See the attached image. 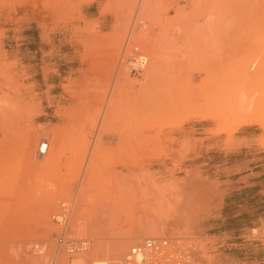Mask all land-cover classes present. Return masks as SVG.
<instances>
[{
	"label": "rangeland",
	"instance_id": "obj_1",
	"mask_svg": "<svg viewBox=\"0 0 264 264\" xmlns=\"http://www.w3.org/2000/svg\"><path fill=\"white\" fill-rule=\"evenodd\" d=\"M86 1L92 0H0V146L20 137L35 166L29 190L10 189L16 177L0 182V208L16 215L32 200L42 203L43 188L49 192L27 237L0 240V264H48L57 229L51 217L62 202L73 204L69 235L89 240L91 249L61 253L56 264L120 260L147 236L191 239L197 264H264V0H114L119 26L110 51L79 62ZM91 22L89 35H107L93 29L97 19ZM132 46L147 58L134 76L122 60ZM148 83L160 100L137 105ZM131 94L136 103L127 101ZM127 130L140 136L126 156L130 184L105 192L109 219L93 220L98 229L91 230L88 214L97 212L101 192L78 189L91 143L83 144L63 189L53 180L42 184L43 156L57 152L58 136ZM42 140L49 147L40 156ZM34 243L46 244L47 255H37Z\"/></svg>",
	"mask_w": 264,
	"mask_h": 264
},
{
	"label": "crops",
	"instance_id": "obj_2",
	"mask_svg": "<svg viewBox=\"0 0 264 264\" xmlns=\"http://www.w3.org/2000/svg\"><path fill=\"white\" fill-rule=\"evenodd\" d=\"M117 4L118 2L114 0H100L99 3L96 0H92L81 3L80 13L82 22L79 25L85 30L83 33L85 39L77 42L78 47L76 51L79 62L88 61V58L86 59V55L88 54H97L99 57H104L110 51L111 43L109 36L113 35V31L119 26L117 15L120 8L116 6ZM102 9H104L103 12ZM95 19L98 20V23L93 29H98L100 32L107 34L106 36L93 37L88 34L87 31L90 29L91 21ZM105 19H109V22L104 26ZM16 45L19 44L16 43ZM64 54L67 53L65 52ZM150 77L151 75L149 74L147 78L150 79ZM96 138V135L58 136V140H56L58 143L57 152L50 154L48 157L44 155L43 160L45 163L38 171V175L43 180L42 184L45 181L53 180L58 189L66 188L68 174L71 173L70 170L79 166L78 155L82 153L83 144L91 143L88 147L87 157L78 181V188H85L81 189L83 192L90 190L101 192L97 193L94 200L97 212L92 211L88 214L87 222L91 230L98 229L93 224V220L100 219L101 217H103L101 219L107 220L110 213L109 208L112 207V204L107 200L108 197L105 192L111 188L115 190L128 188L130 184V166L127 165L129 159L127 160L128 157L126 156H129L131 149H136L131 145V143H135L131 141L135 137L129 135H99V140ZM10 139L3 141L9 145L0 146V182L3 183L4 178L7 177L11 179L16 177V181L7 183L11 185L10 189L29 190L30 183L28 180L33 175L31 173L35 171V166L27 160L25 152L22 151L24 140L18 136H12ZM124 139L127 140L124 141ZM93 145H96L94 147H97V149H94ZM92 147L97 151H92ZM94 152L95 154L97 153V156L99 154L97 159H95ZM86 165H89L87 166L89 170ZM94 165L95 167L93 168L92 166ZM43 190L42 203H36L35 200H32L26 206H23L21 210H18L16 215L13 213L12 208L2 207L1 205V241L23 239L29 235L31 230L33 231L35 211L46 210L45 200L48 198L49 192L46 188H43ZM6 248V243L2 244V254H7Z\"/></svg>",
	"mask_w": 264,
	"mask_h": 264
},
{
	"label": "built area",
	"instance_id": "obj_3",
	"mask_svg": "<svg viewBox=\"0 0 264 264\" xmlns=\"http://www.w3.org/2000/svg\"><path fill=\"white\" fill-rule=\"evenodd\" d=\"M123 59L127 63L129 72L133 75H138L147 63L145 54L138 46H132L131 50L124 48ZM48 147L47 140L40 141L37 148L38 155L46 154ZM72 210V203L62 202L60 211L51 217L57 229L53 240V251L48 255V264H56L60 252L68 254L69 257H76L91 249L89 240L69 235ZM32 249L37 255H47L44 243H34ZM199 253L197 244L188 238L147 236L133 242L120 260L98 258L91 261L90 264H197ZM75 264L80 263L76 262Z\"/></svg>",
	"mask_w": 264,
	"mask_h": 264
},
{
	"label": "bare ground",
	"instance_id": "obj_4",
	"mask_svg": "<svg viewBox=\"0 0 264 264\" xmlns=\"http://www.w3.org/2000/svg\"><path fill=\"white\" fill-rule=\"evenodd\" d=\"M141 2H142V1H141ZM139 3H140V2H139ZM140 4H141V5L138 7V8H139V11L141 10V12H142V11L144 12V5H145V4H144V1H143V3H140ZM261 8H262V7H261ZM139 21H140V20H139ZM139 23H140V22H139ZM141 23H142V21H141ZM130 24H131V23H130ZM142 24H143V23H142ZM132 25H133V24H132ZM131 27H132V26H131ZM132 28H133V27H132ZM130 35H131V34H130ZM125 43H126V41H125ZM127 43H128V41H127ZM124 45H125V44H124ZM124 45H123V46H124ZM125 46L127 47V45H125ZM125 46H124V47H125ZM119 58H120V57H119ZM142 70H143V69H142ZM147 73H148V74H147ZM147 73H146L147 75L145 76L146 78L149 76V72H147ZM130 75H131V76H134L132 73H130ZM150 78L152 79V77H150ZM147 80L149 81L150 79L147 78L146 81H147ZM115 81H116V80H115ZM146 81H144V84H145ZM155 81H157V80H155ZM150 82H151V81H150ZM150 82H149V83H150ZM149 83H148L147 85H143V87H142V88H143L142 90H146V91H144L145 93H142V92H141V95H142V94L144 95V96H142V98H139V97H140V94H139V93H138L139 95L136 94V93L134 94V95H136V96L138 95L137 97H135L133 94H131L130 96H128V100H127V101H129V104H130V103L133 104L132 101L134 100V97H135V99L137 100V103H138L137 105L141 104L142 102H143L142 104H144V103H145V104H147V103H150V104H151V101L154 100L155 98H158V99L160 100V98H159L160 96L158 95V93H156V94H157L159 97H158V96H157V97L155 96V92L152 91V90H153L152 87H151V89H152L151 91L148 90V88H149ZM151 83H152V82H151ZM151 83H150V84H151ZM161 83H162V82H161ZM128 84H129V83H128ZM160 85H161V84H160ZM144 86H145V87H144ZM144 88H145V89H144ZM155 91L157 92L158 90H155ZM159 91H160V90H159ZM114 92H115V91H114ZM120 92H121V91H120ZM153 93H154V95H153ZM114 94H115V96H114ZM114 94H113V96H112V99H115L114 97H116V96L118 95V93H117V95H116V93H114ZM119 95H120V94H119ZM132 95H133V99L131 98ZM153 96H155V98H154ZM172 97H173V96H172ZM172 97H171V99L174 100V98H172ZM130 98H131V102H130ZM137 98H139V99H141V100L139 101ZM161 98H162V97H161ZM186 98H187V96H186ZM167 99H169V98H165V100H164V98H162V100H164V101H166ZM187 99H188V98H187ZM187 99H186V100H187ZM159 100H155L154 102H157V101H159ZM179 100H180V99H179ZM111 101H112V102H111V104H112V105H111L112 108H113V107H116V106H113V105L116 104V103L113 104L114 100H111ZM124 101H125V100H124ZM164 101H163V102H164ZM187 101H188V100H187ZM154 102H152V103H154ZM159 102H160V101H159ZM185 102H186V101L184 100V103H185ZM188 102H189V101H188ZM134 103H136L135 100H134ZM116 105H117V104H116ZM119 105H120V104H119ZM126 106H128V105L126 104ZM105 108H106V107H105ZM107 108H108V109H107L106 111L108 112V111H109V107H108V105H107ZM127 108H129V109H128V112H130V113L132 112V113H133V110L130 111V110H131L130 107H127ZM114 110H115V109H114ZM118 110H120V109L118 108ZM122 110H123V109H122ZM125 111H126V110H125ZM107 112H106V113H107ZM117 112L119 113V111H117ZM205 112H206V111H205ZM108 113H109V112H108ZM120 113H121V112H120ZM134 113H135V116L133 115V118H135V117L138 115V114L136 113V111H134ZM206 113H207V112H206ZM206 113L204 114L205 116H206ZM126 114H129V113H126ZM108 115H111V114H108ZM119 115H121V114H119ZM113 116H114V115H113ZM124 117H125V116H124ZM102 118H103V117H102ZM112 118H113V117H112ZM112 118H111V119H112ZM113 121H114V120H113ZM101 124H102V123H101ZM103 125H104V124H102V126H103ZM99 126H100V127H99ZM99 126H98V127H99L98 130H99V129L102 130V129L104 128V126H103V128H101L102 126L100 125V123H99ZM107 126H108V125H107ZM127 128H128V127H127ZM113 129H114V128H113ZM108 130L111 131V129H108ZM108 130H107V131H108ZM116 130H117V129H116ZM125 130H126V129H125ZM119 131H120V130H119ZM122 131H123V130H122ZM127 131H128L127 134L129 135V130H127ZM100 133H101V132H100ZM100 133H98V134L101 135ZM119 133H120V132H119ZM123 134H126V132H122V133H121V135H123ZM99 135H96V136H97L96 139H98V140H99V138H98ZM132 135H133V137H136V138L139 137L138 139H135V138H134V140H139V139H140V136H139L138 134H136L137 136H135L134 133H132ZM96 139H95V140H96ZM118 139H119V138H118ZM141 139H142V138H141ZM119 140H120V139H119ZM125 140H127V139H124V141H125ZM134 140L131 139V141H133V142H138V141H134ZM142 140H143V139H142ZM96 145H98V144H96ZM96 145H93V147L96 146ZM93 147L91 148L92 151H97V150H94L95 148L97 149V147H94V149H93ZM120 149H121V148H120ZM131 150H132V149H131ZM90 151H91V150H90ZM100 152H101V151H100ZM91 156H92V158H93L92 153H91ZM94 156H95V159H97V158L99 157V154H98V156H97V153L95 154V152H94ZM90 159H91V158H90ZM95 161H96V160H95ZM91 164H93V162H91ZM87 166H89V165H86V167H87ZM92 167L94 168L95 165L92 166ZM87 169L89 170L88 167H87ZM94 170H95V169H94ZM85 171H86V170H85ZM86 172H87V171H86ZM89 172H90V171H89ZM83 173L85 174L84 171H83ZM91 173H92V172H91ZM81 180H82V179H81ZM87 180H88V178H87ZM81 183H82V182H81ZM80 185H81V184H80ZM85 185H86V184H85ZM81 186H82V185H81ZM78 189H79V188H78ZM81 189H85V188L83 187V188H81ZM79 191H80V189H79ZM84 191H85V190H84ZM79 193H80V192H79ZM79 193H78V194H79ZM76 197H77V196H76ZM76 197H75V199H77ZM135 240H136V239H135ZM52 242H53V241H52ZM98 247H99V246H98ZM100 247H101V246H100ZM96 249H97V248H96ZM102 249H103V247H102ZM99 250H100V248H99ZM99 250H98V251H99ZM107 250H108V249H107ZM104 251H105V250H104ZM104 251H102L101 253H104ZM107 253H109V252H107ZM107 253L104 254V257H105V255H108ZM97 254H99V253L97 252ZM101 255H102V254H101ZM58 256H61V252L58 254ZM91 256H92V255H91ZM91 256H90V257H91ZM106 257H107V256H106Z\"/></svg>",
	"mask_w": 264,
	"mask_h": 264
}]
</instances>
